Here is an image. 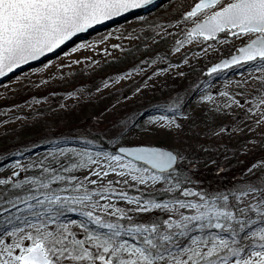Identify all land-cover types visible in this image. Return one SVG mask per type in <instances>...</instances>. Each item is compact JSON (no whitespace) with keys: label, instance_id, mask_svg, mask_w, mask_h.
Masks as SVG:
<instances>
[{"label":"snow or ice","instance_id":"obj_1","mask_svg":"<svg viewBox=\"0 0 264 264\" xmlns=\"http://www.w3.org/2000/svg\"><path fill=\"white\" fill-rule=\"evenodd\" d=\"M150 5L163 6L156 0H0V77L95 25ZM150 26L160 39L183 26L175 52L201 41L197 47L207 54L217 50L213 44L239 41L206 75L247 66L243 86L236 82L240 91L217 93L210 81L194 83L146 118L108 120L102 113L91 130L49 140L42 153L0 154V264H264V157L233 182L212 187L198 178L199 161L187 141L169 146L144 139L178 132L182 120L191 122L194 136L240 132L231 122H215L233 108L244 110L249 132L264 136V0H192L179 18ZM81 46L87 47L72 51ZM167 55L154 53L152 63ZM196 93L200 115L185 110Z\"/></svg>","mask_w":264,"mask_h":264},{"label":"rangeland","instance_id":"obj_2","mask_svg":"<svg viewBox=\"0 0 264 264\" xmlns=\"http://www.w3.org/2000/svg\"><path fill=\"white\" fill-rule=\"evenodd\" d=\"M191 3L192 0H156V5L163 6L150 5L147 9H136L125 17L121 16L123 18L116 17L95 25L67 41V45L75 43L49 60L51 63L46 61L1 84L0 154H9L20 144L32 145V152L26 156L42 153L49 140L91 130L102 113L108 120L133 113L137 118L144 113L146 118L155 114V108L165 104L168 97L185 96L194 83L210 81L213 85L211 91L217 93L224 91L225 87L230 92H239L236 82L240 81L243 86L249 75L248 67H240L237 71L233 69L232 72L221 71L211 77L206 75L207 67L231 54L239 41L213 44L217 50L205 54L197 47V44H202L201 41L185 44L179 52L172 51L183 26L169 28L172 35L163 39L154 37L150 26L153 22L165 23L177 19ZM115 44L120 47L113 48ZM77 45L87 47L81 46L72 51ZM154 53L168 55L165 60L152 63ZM185 60L188 62L184 63ZM46 64L48 66L44 67ZM169 64L173 66L169 67ZM179 72L184 75H178ZM248 87L251 88V82ZM137 88H140L139 92ZM109 95L111 99L106 110L98 108L94 114L86 116L89 107L103 103ZM199 95L196 93L187 97L186 111L196 108L197 115H200L197 107ZM214 99L223 103L225 98L216 96ZM144 118L140 119V123L144 122ZM215 122H231L233 127L243 130L226 133L223 137L205 138L194 136L191 122L182 120L185 125L182 130L171 134L160 131L144 139L169 146L187 141L199 161L196 171L204 185L232 177L236 180L247 166L264 157V136L259 134L260 129L249 132L245 128L244 125L251 124V121L244 119V110L240 108H233L231 114L217 116ZM196 123L200 125V120ZM30 128L39 130V133L33 139L20 142ZM200 130H203L202 125ZM130 139L139 140L141 137ZM13 144L14 148L4 152ZM201 144L208 151H202L198 146Z\"/></svg>","mask_w":264,"mask_h":264},{"label":"trees","instance_id":"obj_3","mask_svg":"<svg viewBox=\"0 0 264 264\" xmlns=\"http://www.w3.org/2000/svg\"><path fill=\"white\" fill-rule=\"evenodd\" d=\"M127 94H129V93H127ZM110 99H111V95H109V96H107L106 97V99L103 101V103L102 102H100V103H98V104H96L95 106H92V107H89L87 110L89 111V113L88 114H86V116L87 115H92V114H94V111L95 110H98V108H102V111H104V110H106V108L109 106V104H110ZM33 128H30V129H28L24 134V136L20 139V142H25V141H27V140H29V139H33L34 138V136H36V134H38L39 133V130H35V129H33V131H31ZM41 130L43 131V128L41 127ZM31 131V132H30ZM28 132H30V133H28ZM30 145L29 144H20V145H18L17 147H16V149L14 150V151H12V152H10L11 154H14L16 151H24L25 152V154H27V153H29V151H26V149H30L31 148V146L29 147ZM15 147V144H13L12 146H10V147H8V148H6L5 149V151L4 152H6V151H8V150H11L12 148H14ZM31 150V149H30ZM33 150V149H32ZM0 151H2L1 149H0ZM32 152V151H31ZM1 153V152H0ZM9 153V154H10ZM14 156H11L10 158H13ZM235 179L232 177V178H229V179H226V181H224V180H218V181H216V182H214V184H211V185H209V186H212V187H217V186H224V185H227V184H229V183H231V182H233ZM207 186V185H206Z\"/></svg>","mask_w":264,"mask_h":264},{"label":"water","instance_id":"obj_4","mask_svg":"<svg viewBox=\"0 0 264 264\" xmlns=\"http://www.w3.org/2000/svg\"><path fill=\"white\" fill-rule=\"evenodd\" d=\"M125 16H127V15H125ZM125 16H123V17H125ZM123 17H121V18H123ZM119 18H120V17H119ZM73 43H75V42H71V43H69L68 45H67V44L62 45L60 48L56 49L53 53H48V54H46V56L41 57V58L38 60L39 63H37L36 65H35V63H34L35 61H34V62H30V63L27 64V65H23V66H21L20 69L14 71L13 73H9L8 76H6V77H0V85L3 84V83H5V82H7V81L10 80L12 77H14V76H16V75H18V74H20V73H22V72H24V71H27L28 69H30V68H32V67L38 66V65H40V64H42V63H44V62H46V61H49V60H51V59L57 57L58 55H60L61 53H63L65 50H67V49H68ZM229 55H230V54H229ZM221 58H222V57H221ZM221 58H220V59H221ZM218 61H219V60H217V61H215V62H218ZM215 62H214V63H215ZM32 64H34V65H32ZM212 64H213V63H212ZM210 66H211V65H210ZM244 67H246V66H244Z\"/></svg>","mask_w":264,"mask_h":264}]
</instances>
